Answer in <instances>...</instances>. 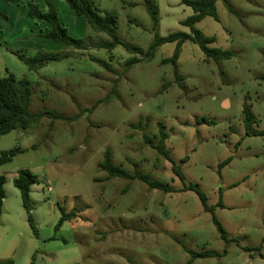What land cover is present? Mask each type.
Listing matches in <instances>:
<instances>
[{
  "label": "rangeland",
  "instance_id": "obj_1",
  "mask_svg": "<svg viewBox=\"0 0 264 264\" xmlns=\"http://www.w3.org/2000/svg\"><path fill=\"white\" fill-rule=\"evenodd\" d=\"M152 1L155 27L143 0H92L100 15L116 12L120 40L143 52L155 34L189 33L180 25L192 14L189 7L180 0ZM29 4L43 12L52 6L67 35L81 41L82 48L45 38L49 24L29 17ZM215 7L218 20L206 16L195 27L215 38L209 47L232 56L206 60L197 44L186 41L175 64L177 79L174 66L162 63L173 55L175 42L161 44L152 58L132 55L120 45L99 49L97 43L111 38L75 15L66 0H0V77L12 73L30 82L31 113L66 118H43L0 138V153L27 149L0 165L5 178L0 261L264 264V0H217ZM37 54L50 58L37 71L18 56ZM131 58L139 61L127 65ZM244 104L253 116L248 129ZM159 124L185 184L198 186L235 242L219 238L195 192L181 190L171 163L146 142L145 137L158 142ZM106 149L115 166L176 191L150 189L138 179H108L98 168ZM184 157L186 162H180ZM21 169L36 176L29 194L36 234L13 185ZM60 208L72 217L57 226ZM211 253L219 255H190Z\"/></svg>",
  "mask_w": 264,
  "mask_h": 264
},
{
  "label": "trees",
  "instance_id": "obj_2",
  "mask_svg": "<svg viewBox=\"0 0 264 264\" xmlns=\"http://www.w3.org/2000/svg\"><path fill=\"white\" fill-rule=\"evenodd\" d=\"M14 1V0H6ZM217 0H180V4L189 7L192 10V14L188 16L185 20L180 21V25L187 27L189 33L183 31H176L167 34L166 36L159 37L157 34L154 35L153 43L149 46L146 52H143V49L137 46L130 47L129 45L122 42L116 32V21L117 15L116 12L112 10L103 11V15H100L96 8H94L92 0H66L69 8L77 16H83L88 22L89 26L96 32H103L107 34L111 40L102 41L96 44L95 47L105 50H113L117 46H123L128 50L132 55H144L146 58H152L157 47L164 43H176V48L173 52V55L170 58L163 59L162 63H171L174 66V74L178 79V73L175 68V64L179 55L180 46L186 41H191L198 45L206 60L218 61L222 59H228L232 56V52L229 50H221L219 48L209 47L210 43L215 41L214 37L203 36L201 32L195 27V25L200 22L204 17L209 16L214 20H218V15L216 12ZM147 11L153 21L154 27L157 23L156 13L157 9L153 4L152 0H143ZM230 9V8H229ZM230 11H232L230 9ZM27 14L33 19L40 20L43 23L49 24V29L47 33L43 36L47 39H50L57 44L63 47H73L80 49L82 48V42L76 41L70 38L66 29L61 25L58 20L56 11L52 6H48L46 11H41L34 4L28 5ZM20 59L24 61V64L28 67L29 70L37 71L42 68L47 60L50 58L47 54H37L32 58H24L22 55H18ZM56 55L52 56L51 59H56ZM100 66L109 69V65L101 60L92 58ZM136 58H131L126 63L127 65L138 62ZM31 100V89L30 82L26 78H18L12 73H7L5 76L0 77V138L3 135L8 134L13 130H26L38 123L43 118H55L64 120L63 116L54 114L49 111H42L36 114H33L29 110ZM95 106V105H94ZM93 106V107H94ZM84 111V110H83ZM242 113L244 115L245 128H250L252 124V113L249 110L246 104L243 105ZM71 119V118H67ZM201 123H208L204 120H201ZM168 138V135L163 129V126L159 124V140L156 144H153L148 137H145L146 142L149 143L153 148L156 149L158 154L163 156L166 160L171 163V169L174 175L181 181L182 189L181 190H190L195 192V194L200 199V202L203 208L211 214L212 222L215 226L216 232L218 233L219 238L226 244L230 242H235V239L229 238L226 230L222 224L218 221L214 214V209L212 206H209L206 202L205 195L199 190L196 184H185L184 175L182 173L181 167L178 166L170 157L169 151L165 148V142ZM31 149H34L33 147ZM25 148H12L7 151H2L0 153V165L12 161V158L18 153L25 152ZM187 157L181 159L180 162H186ZM228 160H225L222 164L227 163ZM98 168L101 171L106 172L107 178H122L127 180L138 179L144 184H146L150 189H159L165 193L175 192L176 190L166 184H163L159 181L150 180L147 175L134 174L131 175L126 170L121 167L115 166L111 160V153L109 149H106L102 162L98 164ZM36 182V176L29 171L28 169H21L17 171L16 177L13 179L14 187L19 191L20 197L22 200L23 208L27 213V220L30 227L33 230V233L36 234V229L33 224V220L30 214V204H29V194L31 185ZM4 184L5 178L0 175V208L2 204V199L4 198ZM218 206L222 207L221 202L219 201ZM62 217L60 218L57 226H60L62 222L70 219L72 214L65 213L62 208H60ZM245 251L259 250V248H243ZM192 259L197 257H214L218 256L217 253L211 254H190ZM262 257V256H261ZM0 264H14L12 259L1 260ZM31 264H33L31 262ZM188 264H191L189 260Z\"/></svg>",
  "mask_w": 264,
  "mask_h": 264
}]
</instances>
